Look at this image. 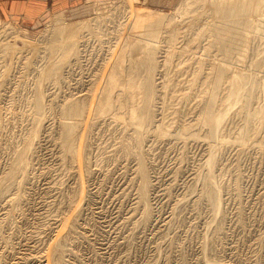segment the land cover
<instances>
[{
  "label": "rangeland",
  "instance_id": "1",
  "mask_svg": "<svg viewBox=\"0 0 264 264\" xmlns=\"http://www.w3.org/2000/svg\"><path fill=\"white\" fill-rule=\"evenodd\" d=\"M178 1L79 0L73 8L41 12L33 22L0 16V34H6L0 38H5L1 47L10 41L5 53L0 49V264H44L41 256L65 222L64 233L68 231L59 264H264V146L248 142L244 147L221 148L213 168L215 180L224 181L221 211L213 218L199 194L206 143L174 138V133H184V125L178 119L170 125L171 116L158 108L157 122L168 120L164 123L170 134L155 133L146 140L149 217L142 221L135 160L118 150V140L129 127L108 123L104 116L93 121L92 115H86L91 97H97L104 82L107 43L90 36L95 34L82 36L76 31L79 54L60 66L57 74L61 73L53 81L39 73L47 61L56 59L42 57L40 42L46 34L39 38L45 29L62 21L112 17L123 5L165 15L174 13ZM149 17L135 21L132 30L154 19ZM132 30L124 25V32L132 34ZM31 58V65L25 64ZM181 72L180 79L189 77L185 71L177 74ZM176 83L164 90L168 109L183 108L188 112L186 121L194 119L195 92L201 84ZM38 91L42 104L36 112L31 101ZM179 92L188 97H170ZM75 97L84 110L72 118L74 143L83 151L78 163L70 162L63 152L60 134V108ZM116 128L122 132L113 131ZM17 151L27 161L22 173L10 171ZM234 176H238V192L233 190ZM218 220L219 244L207 246L206 257L201 258L204 236L220 225L215 223Z\"/></svg>",
  "mask_w": 264,
  "mask_h": 264
},
{
  "label": "bare ground",
  "instance_id": "2",
  "mask_svg": "<svg viewBox=\"0 0 264 264\" xmlns=\"http://www.w3.org/2000/svg\"><path fill=\"white\" fill-rule=\"evenodd\" d=\"M123 6L124 9L115 11L112 17L97 15L67 24L62 21L45 29L39 38L42 40L46 34L44 41L40 42L43 43L42 57L53 55L56 59L47 61L39 73L42 78H52L53 81L61 73L57 74L60 66L79 54L81 43L76 40V31L82 36L86 35L83 32L95 34L90 36L102 44L106 42V55L109 56L106 75L97 97H91L86 115H92L93 121L104 116L108 123L115 122L125 129L129 127L127 135L123 134L118 140V150L122 156L130 155L135 160L138 198L143 206L142 221L149 217L146 204L149 179L143 155L146 140L155 133L170 134L164 123L168 120L157 122L158 108L171 116L170 125L176 119L184 125V133H174V138L183 136L206 143L204 171L198 175L202 183L199 194L214 218L221 211L220 189L224 184L223 180L216 181L213 173L221 148L233 144L244 147L248 142L264 146V0H179L173 11L179 17L177 20L171 12L164 15ZM131 14V20L127 22ZM150 15L153 20L139 26L137 31L132 30L135 21L141 23ZM124 25L132 30V34L124 32ZM5 35L0 34V38ZM3 40H0V49L5 53L10 41L7 40L2 48ZM23 43L26 44L25 41ZM31 60L33 58L26 60L25 64L31 65ZM180 70L187 72L189 77L180 79L182 72L177 74ZM181 81H199L201 84L195 92L197 114L189 121L185 116L188 112L183 108L168 109L169 101L164 92ZM93 85L94 81L87 87V92ZM33 96L31 104L39 112L41 94L38 91ZM180 96L186 99L188 94L179 92L170 97ZM78 98L66 100L65 106L60 108L63 115L60 121L61 146L73 163H78L83 153L79 144L74 143L76 123L72 118L84 112L83 104L75 101ZM158 100L161 102L159 106ZM261 130V135L257 136ZM113 131L122 132L118 128ZM26 164L21 152L17 151L10 171L22 173ZM236 177H233V190L238 192ZM63 227L64 230L57 232L41 256L44 264H59L68 231L64 233L66 222ZM221 229L220 223L204 236L201 258L206 257L207 246H218Z\"/></svg>",
  "mask_w": 264,
  "mask_h": 264
},
{
  "label": "crops",
  "instance_id": "3",
  "mask_svg": "<svg viewBox=\"0 0 264 264\" xmlns=\"http://www.w3.org/2000/svg\"><path fill=\"white\" fill-rule=\"evenodd\" d=\"M79 0H0V16L33 22L41 12L53 8H73Z\"/></svg>",
  "mask_w": 264,
  "mask_h": 264
}]
</instances>
